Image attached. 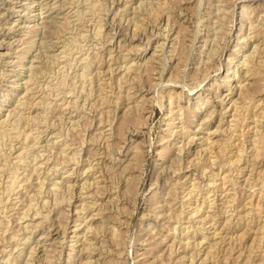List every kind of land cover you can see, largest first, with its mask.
<instances>
[{
    "label": "rangeland",
    "instance_id": "1",
    "mask_svg": "<svg viewBox=\"0 0 264 264\" xmlns=\"http://www.w3.org/2000/svg\"><path fill=\"white\" fill-rule=\"evenodd\" d=\"M263 30L264 0H0V121L18 113L0 122V264H264V155L254 152L264 138L262 58L246 88L257 107L245 122L230 115L254 81L242 77L244 54L264 47ZM227 69L240 82L227 86ZM197 94L207 101L196 105ZM15 125L19 134H6Z\"/></svg>",
    "mask_w": 264,
    "mask_h": 264
},
{
    "label": "bare ground",
    "instance_id": "2",
    "mask_svg": "<svg viewBox=\"0 0 264 264\" xmlns=\"http://www.w3.org/2000/svg\"><path fill=\"white\" fill-rule=\"evenodd\" d=\"M9 1H10V0H9ZM96 1H97V0H96ZM200 1H201V0H200ZM208 1H209V3L211 2V0H208ZM215 1H216V0H215ZM1 2H2V1H1ZM71 2H72V0H71ZM139 2H140V1H139ZM19 3H20V2H19ZM42 3H43V2H42ZM51 3H52V2H51ZM73 3H74V2H73ZM212 3H213V2H212ZM260 3H261V2H260ZM111 4H112V3H111ZM139 4H140V3H139ZM141 4H143V3H141ZM141 4H140V5H141ZM207 4H208V3H207ZM217 4H218V3H217ZM220 4L222 5V4H224V3H220ZM220 4H219V5H220ZM29 5H31V4H29ZM44 5H45V4H44ZM140 5H139V6H140ZM242 5H243V4H242ZM91 6H92V5H91ZM94 6H95V3H94ZM125 6H126V5H125ZM200 6H201V5H200ZM9 7H10V6H9ZM9 7H8V8H9ZM64 7H65V5H64ZM67 7H68V6H67ZM123 7H124V5L122 6V8H123ZM149 7H150V4H149ZM207 7H208V6H207ZM222 7H224V6H222ZM242 7H243V6H242ZM245 7H246V6H245ZM255 7H256V6H255ZM39 8H40V6H39ZM127 8H128V7H127ZM209 8H210V7H209ZM211 8H212V7H211ZM220 8H221V7H220ZM243 8H244V7H243ZM59 9H60V8H59ZM117 9H119V8H117ZM222 9H224V8H222ZM253 9H254V8H253ZM146 10H147V9H146ZM209 10H210V9H209ZM57 11H58V10H56V12H57ZM206 11H207V10H206ZM211 11H212V10H211ZM219 11H220V9H219ZM225 11H226V9H225ZM232 11H233V10H232ZM240 11H241V10H240ZM240 11H239V12H240ZM242 11H243V10H242ZM246 11H248V10L246 9ZM25 12H26V11H25ZM38 12H39V11H38ZM216 12H217V11H216ZM250 12H251V11H250ZM250 12H249V13H250ZM75 13H76V12H75ZM145 13H146V12H145ZM208 13H209V12H208ZM221 13H222V11H221ZM229 14H230V12H229ZM241 14H242V13L240 12V15H241ZM254 14H255V13H254ZM207 15H208V14H207ZM212 15H213V13H212ZM262 15H263V14H262ZM209 16H210V15H209ZM222 16H223V14H222ZM243 16H244V15H243ZM250 16H251V15H250ZM51 17H52V16H51ZM63 17H64V16H63ZM65 17H66V16H65ZM206 17H208V16H206ZM224 17H225V16H224ZM240 17H241V16H240ZM260 17H261V16H260ZM76 18H78V17H76ZM216 18H217V17H216ZM216 18H215V19H216ZM218 18H219V17H218ZM222 18H223V17H222ZM247 18H248V17H247ZM250 18H251V17H250ZM53 19H54V18H53ZM198 19H199V18H198ZM213 19H214V18H213ZM215 19H214V20H215ZM241 19H242V18H241ZM51 20H52V19H51ZM208 20H209V19H208ZM66 21H67V20H66ZM218 21H219V20H218ZM238 21H239V20H238ZM241 21H242V20H241ZM251 21H252V20H251ZM251 21H250V22H251ZM198 22H199V21H198ZM208 22H210V21H208ZM212 22H213V21H212ZM215 22H216V21H215ZM222 22H223V21H222ZM239 22H240V21H239ZM243 22H244V21H243ZM250 22H249V23H250ZM67 23H68V22H67ZM165 23H166V22H165ZM219 23H220V22H219ZM254 23H255V22H254ZM254 23H253V24H254ZM258 23H259V22H258ZM258 23H257V24H258ZM61 24H62V23H61ZM222 24H223V23H222ZM242 24H243V23H240V27L238 28V31H237V32H240V31L242 30ZM253 24H252V25H253ZM1 25H2V24H1ZM47 25H48V24H47ZM53 25H54V24H53ZM62 25H63V24H62ZM65 25H66V24H65ZM207 25H208V24H207ZM58 26H59V25H58ZM97 26H98V25H97ZM107 26H108V25H107ZM171 26H172V25H171ZM222 26H223V25H222ZM249 26H250V25H249ZM32 27H34V26L32 25ZM32 27H30V29H31ZM45 27H46V26H45ZM60 27H61V26H60ZM99 27H100V26H99ZM158 27H160V26H158ZM254 27H256V26H254ZM254 27L250 26L249 29H251V31H250V30H249V31H250V32H255V28H254ZM108 28H109V27H108ZM112 28H113V27H112ZM153 28H154V27H153ZM219 28H220V27H219ZM49 29H50V28H49ZM54 29H55V28H54ZM97 29H98V28H97ZM151 29H152V28H151ZM256 29H257V28H256ZM260 29H261V28H260ZM51 30H52V29H51ZM161 30H162V29H161ZM169 30H170V29H169ZM207 30H208V29H207ZM211 30H212V29H211ZM218 30H219V29H218ZM6 31H7V30H6ZM31 31H32V30H31ZM63 31H65V30H63ZM97 31H99V30H97ZM105 31H106V30H105ZM155 31H156V30H155ZM214 31H215V30H214ZM263 31H264V30H263ZM47 32H48V31H47ZM49 32H50V31H49ZM51 32H52V31H51ZM99 32H101V29H100ZM149 32H150V31H149ZM205 32H206V30H205ZM208 32H209V31H208ZM219 32H220V31H219ZM250 32H248V33L245 34V35H244V34H243V35L240 34V36H241L240 38H242V39H239V40L237 39L238 41L236 40V44H235V45H236V46L238 45L239 48H242L244 45H247V43H249V40L251 39L250 37H254V35H251V36H250ZM28 33H29V32H28ZM177 33H179V32H177ZM209 33H210V32H209ZM217 33H218V32H217ZM255 33H256V32H255ZM58 34H59V36H60V33H58ZM107 34H108V33H107ZM152 34H153V33H152ZM158 34H159V33H158ZM162 34H163V33H162ZM164 34H165V33H164ZM46 35H47V34H46ZM52 35L54 36V34H52ZM99 35H101V34L99 33ZM56 36H57V35H56ZM56 36H55V37H56ZM213 36H214V35H213ZM263 36H264V33H263ZM192 37H193V36H192ZM216 37H217V36H216ZM164 38H165V37H164ZM214 38H215V37H214ZM235 38H238V37L236 36ZM17 39H18V38H17ZM116 39H117V38H116ZM143 39H144V38H143ZM147 39H148V38H147ZM177 39H178V38H177ZM210 39H211V38H210ZM212 39H213V38H212ZM222 39H223V38H222ZM257 39H258V38H257ZM191 40H193V39H191ZM206 40H207V39H206ZM19 41H20V40H19ZM180 41H181V39H180ZM203 41H204V40H203ZM176 42H177V41H176ZM205 42H206V41H205ZM205 42H204V43H205ZM219 42H220V41H219ZM258 42H259V41H258ZM1 43H2V42H1ZM190 43H191V42H190ZM206 43H207V42H206ZM211 43H212V42H211ZM259 43H260V42H259ZM145 44H146V43H145ZM158 44H159V43H158ZM124 45H125V44H124ZM206 45H207V44H206ZM235 45H234V46H235ZM175 46H176V44H175ZM175 46H174V47H175ZM120 47H121V46H120ZM174 47H173V48H174ZM202 47H203V46H202ZM209 47H210V46H209ZM128 48H129V47H128ZM171 48H172V46H171ZM234 48H235V47H234ZM130 50H132V48H130ZM173 50H175V48H174ZM176 50H177V49H176ZM237 50H239V49H237ZM241 50H242V49H241ZM24 52H25V51H24ZM129 52H130V51H129ZM153 52H154V51H153ZM200 52H202V51H200ZM210 52H211V51H210ZM125 53H126V52H125ZM215 53H216V52H215ZM151 54H152V53H151ZM229 54H231V53H229ZM20 55H21V54H20ZM20 55H19V56H20ZM109 55H110V54H109ZM208 55H210V54H208ZM211 55H212V54H211ZM127 56H128V55H127ZM149 56L151 57L152 55H149ZM205 56H207V55H205ZM212 56H213V55H212ZM231 56H232V57L235 56V52L232 53ZM20 57H21V56H20ZM22 57H23V56H22ZM122 57H123V56H122ZM125 57H126V56H125ZM208 57H209V56H208ZM210 57H211V56H210ZM213 57H214V56H213ZM228 57H229V56H228ZM237 57H238V56H237ZM33 58H34V57H33ZM37 58H38V57H37ZM163 58H164V57H163ZM244 58H245V59H244L243 63H244V65H246V70H245V72H244V74H243L242 77H245V79H246V78H251V79H252V78L254 77V78H253L254 81L252 80V82L248 83L246 86H245V85L243 86V87H244L243 89H244L245 92H246V90L248 89V87H249L250 85L254 86V85H253L254 83L257 84V82H256L257 80H255V79H256L255 76H257V75H256V66H255V65L257 64V63H256V58H262V60H261V59H258V61L261 60L262 63L264 62V47H260L258 44H255V45L253 46L252 50H251L249 53L244 54ZM21 59H23V58H21ZM116 59H117V58H116ZM199 59H200V58H199ZM206 59H207V57H206ZM206 59H205V60H206ZM209 59H210V58H209ZM209 59H208V60H209ZM30 60H32V59H30ZM121 60H122V58H121ZM208 60H206V61L208 62ZM212 60H213V59H212ZM242 60H243V58H242ZM115 61H116V60H115ZM199 61H200V60H199ZM232 61H233V59H232ZM78 62H79V61H78ZM207 62H205V64H206ZM228 62H229V61H228ZM13 63H14V62H13ZM212 63H213V62H212ZM230 63H231V62H230ZM258 63H259V62H258ZM135 64H136V63H135ZM208 64H209V63H208ZM210 64H211V63H210ZM213 64H214V63H213ZM213 64H212V65H213ZM247 64H248V66H247ZM122 65H123V64H122ZM203 65H204V64H203ZM227 65H228V64H227ZM261 65H262V64H261ZM33 66H34V65H33ZM110 66H111V65H110ZM130 66H131V65H130ZM162 66H163V65H162ZM197 66H198V65H197ZM207 66H208V65H206V67H207ZM214 66H215V65H214ZM216 66H217V65H216ZM234 66H235V65H234ZM35 67L37 68L38 66L35 65ZM119 67H120V66H118V68H119ZM121 67H122V66H121ZM128 67H129V66H128ZM163 67H164V66H163ZM244 67H245V66H244ZM29 68H30V67H29ZM74 68H75V67H74ZM118 68H117V69H118ZM130 68H131V67H130ZM198 68H199V67H198ZM200 68H201V66H200ZM204 68H205V67H204ZM216 68H217V67H216ZM37 69H38V68H37ZM196 69H197V68H196ZM205 69H206V68H205ZM214 69H215V68H214ZM201 70H202V68H201ZM207 70H208V67H207ZM0 71H1V70H0ZM96 71H97V70H96ZM125 71H126V70H125ZM202 71H203V70H202ZM2 72H3V71H2ZM38 72H39V70H38ZM100 72H101V71H100ZM104 72H105V71H104ZM104 72H103V73H104ZM126 72H129V71H126ZM32 73H33V71H32ZM109 73H110V71H109ZM202 73H204V71H203ZM205 73H206V71H205ZM205 73H204V74H205ZM235 73H236V71H235ZM235 73H233V71L229 72V69H227V71H226V73L224 74V76L222 75V76L226 79V81H227V82H226V83H227V86H228V83H229V82H233L234 85L237 84L238 82H240V79L238 78V75L236 76ZM258 73H259V72H258ZM1 74H2V73H1ZM83 74H84V73H83ZM158 74H159V73H158ZM81 75H82V73H81ZM3 76H4V75H3ZM37 76H38V75H37ZM39 76H40V75H39ZM82 76H83V75H82ZM203 76H204V75H203ZM207 76H208V75H207ZM83 77H84V76H83ZM258 77H259V76H258ZM132 78H133V77H132ZM259 78H260V82H261L262 79H261V77H259ZM28 79H29V78H28ZM28 79H27V80H28ZM160 79H161V78H160ZM199 79H200V78H199ZM36 81H37V80H36ZM242 81H243V80H242ZM15 82H16V81H15ZM33 82H34V81H33ZM197 82H198V81H197ZM246 82H247V79H246ZM258 82H259V81H258ZM260 82H259V83H260ZM262 82H263V81H262ZM262 82H261V83H262ZM23 83H26V82H23ZM226 83H225V84H226ZM243 83H244V81H243ZM243 83H242V84H243ZM15 84H16V83H15ZM240 84H241V83H240ZM240 84H238V85H239V86H242V84H241V85H240ZM256 84H255V85H256ZM23 85H24V84H23ZM41 85H42V84H41ZM63 85H64V84H63ZM195 85H196V84H195ZM231 85H232V84H231ZM231 85H229V86H231ZM47 86H48V85H47ZM25 87H26V86H25ZM44 87H45V85H44ZM57 87H58V86H57ZM129 87H130V86H129ZM185 87H186V86H185ZM207 87H208V86H207ZM59 88H60V87H59ZM237 88H238V87H237ZM246 88H247V89H246ZM53 89H54V88H53ZM127 89H128V88H127ZM129 89H130V88H129ZM191 89H192V88H191ZM239 89H240V88H239ZM243 89H242V91H243ZM14 90H16V89H14ZM23 90H24V89H23ZM26 90H27V89H26ZM30 90H31V89H30ZM35 90H36V89H35ZM257 90H259V89H257ZM32 91H33V90H32ZM42 91H43V90H42ZM139 91H140V90H139ZM261 91H262V90H261ZM24 92H25V91H24ZM38 92H39V91H38ZM70 92L72 93L73 91H70ZM70 92H69V93H70ZM127 92H128V91H127ZM133 92H134V91H133ZM245 92H244V91L241 92V94H240V95H241V96H240L241 100H240V98H238L239 95H238V97H237V99L240 100V104H237V101H234V100H236V99H234L233 101H231V102H234V103H233V109H234V111H232V112L230 113V115L232 114L231 117L234 116L233 119H237V118H238L237 115H239L240 117L238 118V120H242V122H245V121L247 120V118L249 117V113H250V111H251L256 105H258V104H257V101L254 100L252 97H250V95L248 96L247 92H246V93H245ZM27 93H29V90H28V92H26V94H25V93H24V94L28 96ZM67 93H68V92H67ZM78 93H79V92H78ZM135 93H136V92H135ZM215 93H216V92H215ZM74 94H75V93H74ZM213 94H214V93H213ZM217 94H218V93H217ZM217 94H216V95H217ZM132 95H133V94H132ZM201 95H202V94H197V100H195V104H196V105H197V103H198L199 100L207 101V99H205V97H202ZM203 95H204V94H203ZM216 95H215V96H216ZM33 96H34V95H33ZM45 96H46V95H45ZM55 96H57V95H55ZM74 96H75V95H74ZM76 96H77V95H76ZM88 96H89V94H88ZM126 96H127V95H126ZM135 96H136V95H135ZM143 96H144V95H143ZM217 96H218V95H217ZM23 97H24V96H23ZM120 97H122V96H120ZM146 97H147V96H146ZM76 98H77V97H76ZM147 98H148V97H147ZM147 98H146V99H147ZM203 98H204L205 100H204ZM215 98H217V97H215ZM23 99H26V97L23 98ZM83 99H86V98H83ZM117 99H118V98H117ZM46 100H47V99H46ZM77 100H78V99H77ZM107 100H108V99H107ZM109 100H110V99H109ZM20 101H21V100H20ZM26 101H27V100H26ZM26 101H25V100H24V101L22 100V101L20 102V105L18 104L19 109H20V107H24L25 105H27V102H26ZM38 101H39V100H38ZM54 101H55V100H54ZM67 101H69V100H67ZM73 101H74V100H73ZM171 101H172V100H171ZM203 101H201V103H203ZM34 102H35V101H34ZM46 102H48V100H47ZM69 102H70V101H69ZM108 102H109V101H108ZM115 102H116V100H115ZM231 102H229V104H230ZM259 102H260V101H259ZM263 102H264V101H263ZM263 102H262V103H263ZM32 103H33V102H32ZM44 103H45V102H44ZM70 103H71V102H70ZM82 103H83V102H82ZM171 103H172V102H171ZM30 104H31V103H30ZM58 104H59V103H58ZM108 104H109V103H108ZM114 104H115V103H114ZM15 105H16V104H15ZM33 105H34V104H33ZM39 105H40V104H39ZM44 105H45V104H44ZM67 105H68V104H66V106H67ZM71 105H72V104H71ZM76 105H77V104H76ZM116 105H117V104H116ZM64 106H65V105H64ZM229 106H230V105H229ZM231 106H232V105H231ZM260 106H261V105H260ZM48 107H49V106H48ZM54 107H55V106H54ZM227 107H228V106H227ZM227 107L225 108V110L227 109ZM256 107H257V106H256ZM13 108H14V107H13ZM27 108H28V107H27ZM65 108H66V107H65ZM73 108H74V107H73ZM231 108H232V107H231ZM259 108H260V107H259ZM8 109H9V108H8ZM194 109H195V108H194ZM210 109H211V107H210ZM228 109H229V108H228ZM11 110H12V111H8V110H7L8 112H7L6 115H5L6 117H5L4 119H2V121H0V122H2V124H4L5 122H7V120H9V119H8L9 116H10V117H13L14 112L17 113V110H15V109H11ZM45 110H46V109H45ZM254 110H255V109H254ZM49 111H50V110H49ZM52 111H54V110L52 109ZM195 111H197V110H195ZM21 112H22V111H21ZM227 112H228V111H227ZM233 112H234V114H233ZM262 112H263V111H262ZM19 113H20V112H19ZM25 113H26V112H25ZM17 114H18V113H17ZM17 114H16V117H17ZM22 114H23V113H22ZM35 114H36V113H35ZM42 114H43V113H42ZM46 114H47V113H46ZM48 114H49V113H48ZM194 114H195V113L193 112L192 115H194ZM220 114H221V113H220ZM223 114H225V113H223ZM38 115H39V114H38ZM250 115H251V114H250ZM254 115H255V114H254ZM254 115H253V116H254ZM260 115H261V114H260ZM21 116H22V115H21ZM31 116H32V115H31ZM57 116H58V115H57ZM18 117H19V115H18ZM18 117H17V118H18ZM35 117H36V116H35ZM204 117H205V116H204ZM204 117H203V118H204ZM223 117H224V116H223ZM231 117H230V118H231ZM236 117H237V118H236ZM259 117H260V116H259ZM29 118H30V117H29ZM57 118H58V117H57ZM61 118H62V117H61ZM221 118H222V117H221ZM230 118H229V119H230ZM240 118H241V119H240ZM253 118H254V117H253ZM13 119H14V118H13ZM15 119H16V118H15ZM15 119L13 120V121H14V122H13L14 124H15V121L17 122V120H15ZM43 119H44V118H43ZM46 119H47V118H46ZM171 119H172V118H171ZM191 119H192V118H191ZM193 119H195V118L193 117ZM248 119H250V118H248ZM259 119H260V118H259ZM18 120H19V119H18ZM38 120H39V119H38ZM58 120H59V119H58ZM204 120H205V119H204ZM238 120H235L234 122H236V121H238ZM244 120H245V121H244ZM23 121H24V120H23ZM41 121H42V119H41ZM60 121H61V120H60ZM65 121H66V119H65ZM70 121H71V120H70ZM188 121H189V120H188ZM201 121H202V120H201ZM256 121H257V120H256ZM259 121H260V120H259ZM10 122L12 123V121H10ZM47 122H48V121H47ZM167 122H168V121H167ZM171 122H172V121H171ZM193 122H194V121H193ZM248 122H249V121H248ZM254 122H255V120H254ZM41 123H42V122H41ZM52 123H53V122H52ZM60 123H61V122H60ZM72 123H73V122H72ZM182 123H183V122H182ZM189 123H190V122H189ZM201 123H203V122H201ZM219 123H220V122H219ZM228 123H229V122H228ZM0 124H1V123H0ZM49 124H50V123H49ZM49 124H48V125H49ZM64 124H65V123H64ZM73 124H74V123H73ZM73 124H72V125H73ZM187 124H188V123H187ZM193 124H194V123H193ZM234 124H235V123H234ZM244 124H245V123H244ZM12 125H13V124H12ZM18 125H19V123H18ZM69 125H70V124H69ZM169 125H170V124H169ZM174 125H175V124H174ZM180 125H181V124H180ZM180 125H179V126H180ZM228 125H230V124H228ZM250 125H251V124H250ZM2 126H3V125H2ZM5 126H6V124H5ZM5 126H4V127H5ZM15 126H16V125H15ZM65 126H66V125H65ZM177 126H178V125H177ZM198 126H199V125H198ZM11 127H12V126H11ZM30 127H31V126H30ZM70 127H71V126H70ZM74 127H75V126H74ZM166 127H167V126H166ZM237 127H238V126H237ZM9 128H10V127H9ZM16 128H18V126H16V127L13 126L11 129L8 130V131H9L8 133H6L7 131H6L5 133H6V134H9V133H13V132H15V133H14L15 135H16V134H19V133H16V130H18L19 128H18V129H16ZM62 128H63V127H62ZM71 128H73V127H71ZM75 128H76V127H75ZM176 128H177V127H176ZM201 128H202V127H201ZM253 128H254V127H253ZM0 129H4V128H0ZM6 129H8V128H6ZM20 129H21V128H20ZM41 129H42V128H41ZM59 129H60V126H59ZM68 129H69V128H68ZM226 129H227V128H226ZM234 129H235V128H234ZM4 130H5V129H4ZM4 130H3V132H4ZM28 130H29V129H28ZM44 130H45V128H44ZM64 130H65V129H64ZM66 130H67V129H66ZM66 130H65V131H66ZM182 130H184V129H182ZM197 130H198V129H197ZM216 130H217V129H216ZM224 130H225V129H224ZM224 130H223V131H224ZM228 130H229V129H228ZM231 130H232V129H231ZM243 130H244V129H243ZM20 131H21V130H20ZM26 131H27V130H26ZM38 131H39V130H38ZM214 131H215V130H213L212 132H214ZM233 131H234V130H233ZM241 131H242V130H241ZM244 131H245V130H244ZM17 132H18V131H17ZM27 132H28V131H27ZM66 132H67V131H66ZM69 132H70V131H69ZM142 132H143V131H142ZM220 132H221V130H220ZM226 132H227V131H226ZM256 132H258V131H256ZM261 132H262V131H261ZM263 132H264V130H263ZM29 133H30V132H29ZM60 133H61V132H60ZM177 133H178V132H177ZM218 133H219V132H218ZM230 133H231V131H230ZM232 133H233V132H232ZM234 133H235V132H234ZM259 133H260V132H259ZM14 134H13V135H14ZM30 134H31V133H30ZM30 134H29V135H30ZM50 134H51V133H50ZM61 134H63V133H61ZM64 134H65V132H64ZM167 134H169V133H167ZM224 134H225V133H224ZM263 134H264V133H263ZM25 135H28V134L25 133ZM29 135H28V136H29ZM36 135H37V134H36ZM39 135H40V134H39ZM179 135H180V134H179ZM243 135H244V134H243ZM7 136H8V135H7ZM10 136H11V135H10ZM33 136H34V135H33ZM55 136H56V135H55ZM55 136H54V137H55ZM210 136H211V135H210ZM229 136H230V135H229ZM233 136H234V135H233ZM257 136H258V137H257ZM14 137H15V136H14ZM25 137H26V140H27V136H25ZM25 137H24V138H25ZM51 137H52V136H51ZM160 137H161V136H160ZM167 137H168V136H167ZM190 137H191V136H190ZM198 137H199V136H198ZM241 137H242V136H241ZM262 137H263V136H260V134H259V135H256V138H257L256 142H257V143H254V144H255V149H254V152H255V158H257L258 156H263V155H264V144H263V139H264V138H262ZM36 138H37V137H36ZM161 138H162V137H161ZM163 138H164V137H163ZM163 138H162V139H163ZM191 138H192V137H191ZM206 138H207V137H206ZM210 138H211V137H210ZM230 138H231V137H229V139H230ZM70 139H71V138H70ZM70 139H69V140H70ZM73 139H74V138H72V140H73ZM192 139H193V138H192ZM198 139H199V138H198ZM201 139H202V138H201ZM252 139H253V137H252ZM34 140H36V139H34ZM182 140H183V139H182ZM187 140H188V138H187ZM203 140H204V139H203ZM207 140H208V139H207ZM28 141H29V140H28ZM73 141H74V140H73ZM166 141H167V140H166ZM217 141H218V140H217ZM18 142H19V141H18ZM32 142H33V141H32ZM32 142H31V143H32ZM66 142H67V141H66ZM69 142H71V141H69ZM180 142H181V141H180ZM229 142H230V141H229ZM232 142H233V141H232ZM236 142H237V141H236ZM208 143H209V142H208ZM208 143H207V144H208ZM210 143H211V142H210ZM234 143H235V142H234ZM223 144H224V143H223ZM223 144H221V146H222ZM230 144H231V143H230ZM251 144H252V143H251ZM17 145H18V144H17ZM36 145H37V144H36ZM63 145H64V144H63ZM180 145H181V143H180ZM225 145H227V144L225 143ZM232 145H233V144H232ZM22 146H23V145H21V147H22ZM70 146H71V145H70ZM132 146H133V145H132ZM134 146H135V145H134ZM171 146H172V145H171ZM211 146H212V145H211ZM211 146H210V147H211ZM221 146L219 145V147H221ZM223 146H224V145H223ZM223 146H222V147H223ZM11 147H12V146H11ZM16 147H17V146H16ZM26 147H27V146H26ZM44 147H46V146H44ZM44 147H43V148H44ZM63 147H65V145H64ZM66 147H67V146H66ZM130 147H131V146H130ZM180 147H181V146H180ZM208 147H209V144H208ZM210 147H209V148H210ZM219 147H218V148H219ZM222 147H221V148H222ZM224 147H225V146H224ZM22 148H23V147H22ZM50 148H51V147H50ZM131 148H132V147H131ZM131 148H130V149H131ZM211 148H212V147H211ZM11 149H12V148H11ZM127 149H128V148H127ZM163 149H164V148H163ZM186 149H188V148H186ZM196 149H197V148H196ZM223 149H224V148H222V150H223ZM50 150H51V149H50ZM50 150H48V151H50ZM72 150H73V149H72ZM75 150H76V149H75ZM159 150H160V149H159ZM159 150H158V151H159ZM164 150H165V149H164ZM168 150H170V149H168ZM168 150L166 149V151H168ZM197 150H198V149H197ZM222 150H221V151H222ZM20 151H21V149H20ZM52 151H53V150H52ZM128 151H129V150H128ZM134 151H135V150H134ZM166 151H165V153H166ZM188 151H189V150H188ZM195 151H196V150H195ZM23 152H24V151H23ZM59 152H60V150H59ZM62 152H64V151H62ZM62 152H61V153H62ZM75 152H76V151H75ZM75 152H74V153H75ZM118 152H119V151H118ZM124 152H125V151H124ZM136 152H137V151H136ZM176 152H178V148H177ZM218 152H219V151H217V153H218ZM234 152H235V151H234ZM41 153H42V152H41ZM54 153H55V152H54ZM87 153H88V152H87ZM87 153H86V154H87ZM95 153H96V152H95ZM133 153H134V152H133ZM133 153H132V154H133ZM159 153H160V152H159ZM167 153H169V152H167ZM188 153H189V152H188ZM226 153H227V152H226ZM228 153H229V152H228ZM232 153H233V152H232ZM238 153H239V152H238ZM2 154H3V153H2ZM4 154H5V153H4ZM15 154H17V153L15 152ZM31 154H32V153H31ZM39 154H40V153H39ZM58 154H60V153H58ZM58 154H57V155H58ZM72 154H73V153H72ZM156 154H157V153H156ZM162 154H163V152H162ZM162 154H160V155H162ZM178 154H179V153H178ZM178 154H177V155H178ZM194 154H195V152H194ZM197 154H198V153H197ZM234 154H235V153H234ZM19 155H20V154H19ZM57 155H56V156H57ZM88 155H90V154L88 153ZM94 155H95V154H94ZM137 155H138V154H137ZM137 155H135V154L132 155V159H133V156H137ZM217 155H218V154H217ZM221 155H222V154H221ZM0 156H1V155H0ZM5 156H6V155H5ZM7 156H8V155H7ZM17 156H18V155H17ZM84 156H85V155H84ZM90 156H91V155H90ZM110 156H111V155H110ZM163 156H165V154H164ZM199 156H200V155H199ZM219 156H220V155H219ZM235 156H236V155H235ZM235 156H233V157H235ZM3 157H4V156H3ZM13 157H14V156H13ZM13 157H12V158H13ZM42 157H43V156H42ZM52 157H53V156H52ZM78 157H79V155H78ZM85 157H86V156H85ZM87 157H88V156H87ZM180 157H181V156H180ZM223 157H224V156H223ZM39 158H40V157H39ZM81 158H82V157H81ZM135 158H136V157H135ZM175 158H176V157H175ZM175 158H174V159H175ZM189 158H191V157H189ZM206 158H207V157H206ZM10 159H11V158H10ZM33 159H34V158H33ZM70 159H71V158H70ZM96 159H97V158H96ZM110 159H111V158H110ZM128 159H129V158H128ZM136 159H137V158H136ZM136 159H135V160H136ZM166 159H167V158H166ZM181 159H182V158H181ZM192 159H193V158H192ZM209 159H210V157H209ZM213 159H214V158H213ZM235 159H236V158H235ZM8 160H9V159H8ZM14 160H15V159H14ZM46 160H48V159H46ZM73 160H74V158H73ZM98 160H99V159H98ZM114 160H116V159H114ZM178 160H179V159H178ZM196 160H197V159H196ZM206 160H207V159H206ZM1 161H2V160H1ZM42 161H43V160H42ZM53 161H54V160H53ZM63 161H64V160H63ZM68 161H69V160H68ZM120 161H121V160H120ZM174 161H175V160H174ZM186 161H188V160H186ZM207 161H208V160H207ZM6 162H7V160H6ZM18 162H19V161H18ZM40 162H41V161H40ZM44 162H45V161H44ZM46 162H47V161H46ZM56 162H57V161H56ZM72 162H73V161H72ZM75 162H76V161H75ZM93 162H94V161H93ZM93 162H92V163H93ZM96 162H97V161H96ZM98 162H99V161H98ZM129 162H130V161H129ZM178 162H180V161H178ZM220 162H221V161H220ZM228 162H229V161H228ZM19 163H20V162H19ZM92 163H91V164H92ZM131 163H132V162H131ZM169 163H170V162H169ZM190 163H191V160H190ZM190 163H189V164H190ZM197 163H198V162H197ZM21 164H22V163H21ZM39 164H40V163H39ZM126 164H127V163H126ZM181 164H182V163H181ZM193 164H194V163H193ZM202 164H203V163H202ZM219 164H221V163H219ZM3 165H4V164H3ZM12 165H13V164H12ZM29 165H30V164H29ZM40 165H41V164H40ZM45 165H46V164H45ZM156 165H157V164H156ZM194 165H195V164H194ZM200 165H201V164H200ZM5 166H6V165H5ZM21 166H22V165H21ZM33 166H34V165H33ZM35 166H36V165H35ZM65 166H66V165H65ZM112 166H113V165H112ZM169 166H170V165H169ZM191 166H192V164H191ZM9 167H10V166H9ZM9 167H8V168H9ZM14 167H15V166H14ZM17 167H18V166H17ZM49 167H50V166H49ZM92 167H93V166H92ZM95 167H96V166H95ZM162 167H163V166H162ZM223 167H224V164H223ZM253 167H254V166H253ZM10 168H11V167H10ZM36 168H37V167H36ZM51 168H52V167H51ZM89 168H90V167H89ZM113 168H114V167H113ZM39 169H40V168H39ZM85 169H87V167H86ZM99 169H100V168H99ZM106 169H107V168H106ZM125 169H126V167H125ZM163 169H164V168H163ZM195 169H196V168H195ZM204 169H205V168H204ZM228 169H229V168H228ZM251 169H252V168H251ZM2 170H4V169H2ZM16 170H18V169H16ZM34 170H35V169H34ZM70 170H71V169H70ZM107 170H109V169H107ZM180 170H181V169H180ZM205 170H206V169H205ZM17 172H18V171H17ZM29 172H30V171H29ZM47 172H48V171H47ZM53 172H54V171H53ZM62 172H63V171H62ZM69 172H70V171H69ZM83 172H84V171H83ZM89 172H90V171H89ZM190 172H191V171H190ZM202 172H203V171H202ZM224 172H225V171H224ZM11 173H12V172H11ZM39 173H40V172H39ZM45 173H46V172H45ZM200 173H201V172H200ZM1 174H2V173H1ZM1 174H0V176H1ZM30 174H31V173H30ZM33 174H34V173H33ZM208 174H209V173H208ZM222 174H223V173H222ZM28 175H29V174H28ZM39 175H40V174H39ZM66 175H67V174H66ZM103 175H104V174H103ZM198 175H199V174H198ZM201 175H202V174H201ZM223 175H224V174H223ZM7 176H8V175H7ZM11 176H12V175H11ZM15 176H16V175H15ZM23 176H24V175H23ZM101 176H102V175H101ZM202 176H203V175H202ZM216 176H217V175H216ZM219 176H220V175H219ZM5 177H6V176H5ZM28 177H29V176H28ZM33 177H35V176H33ZM36 177H37V176H36ZM46 177H47V176H46ZM67 177H68V176H67ZM77 177H78V176H77ZM209 177H210V176H209ZM15 178H16V177H15ZM69 178H70V177H69ZM221 178H222V177H221ZM232 178H233V177H232ZM7 179H8V178H7ZM26 179H27V178H26ZM30 179H31V178H30ZM35 179H36V178H35ZM111 179H112V178H111ZM175 179H176V178H175ZM17 180H18V178H17ZM37 180H38V179H37ZM42 180H43V179H42ZM126 180H127V179H126ZM154 180H155V179H154ZM230 180H231V179H230ZM11 181H12V179H11ZM14 181H15V180H14ZM25 181H26V180H25ZM34 181H35V180H34ZM34 181H33V182H34ZM38 181H39V180H38ZM64 181H65V180H64ZM198 181H199V180H198ZM221 181H223V180H221ZM224 181H225V180H224ZM0 182H1V180H0ZM12 182H13V181H12ZM23 182H24V181H23ZM92 182H93V181H92ZM175 182H177V181H175ZM188 182H189V181H188ZM196 182H197V181H196ZM213 182H214V181H213ZM244 182H245V181H244ZM246 182H247V180H246ZM17 183H18V182H17ZM20 183H22V182H20ZM36 183H37V182H36ZM38 183H39V182H38ZM43 183H44V182H43ZM54 183H57V181H56V180H55V182L53 181V184H54ZM62 183H63V182H62ZM89 183H90V182H89ZM97 183H98V182H97ZM225 183H226V182H225ZM231 183H232V182H231ZM8 184H9V183H8ZM14 184H15V183H14ZM39 184H40V183H39ZM50 184H51V183H50ZM53 184H52V185H53ZM70 184H71V183H70ZM83 184H85V183H83ZM87 184H88V183H87ZM93 184H94V183H93ZM152 184H153V183H152ZM176 184H177V183H176ZM209 184H210V182H209ZM234 184H235V182H234ZM10 185H11V183H10ZM12 185H13V184H12ZM12 185H11V187H12ZM52 185H51V186H52ZM55 185H57V184H55ZM55 185H54V186H55ZM63 185H64V184H63ZM67 185L70 186V187L73 186V185H69V184H67ZM94 185H95V184H94ZM174 185H175V184H174ZM215 185H216V184H215ZM221 185H222V184H221ZM223 185H224V184H223ZM15 186H16V185H15ZM27 186H28V185H27ZM37 186H39V185H37ZM54 186H53V187H54ZM85 186H86V184H85ZM88 186H89V184H88ZM96 186H97V185H96ZM101 186H102V185H101ZM150 186H151V185H150ZM193 186H194V185H193ZM197 186H198V185H197ZM203 186H204V185H203ZM205 186H206V185H205ZM17 187H18V186H17ZM22 187H23V186H22ZM58 187H60V186L58 185ZM58 187L56 186V188H58ZM86 187H87V186H86ZM86 187H85V188H86ZM89 187H90V186H89ZM93 187H94V186H93ZM98 187H99V186H98ZM180 187H181V186H180ZM184 187H185V186H183V188H184ZM214 187H215V186H214ZM8 188H9V187H8ZM40 188H41V187H40ZM54 188H55V187H54ZM67 188H68V187H66V191H68ZM81 188H83V187H81ZM95 188H96V187H95ZM101 188H102V187H101ZM183 188H182V189H183ZM4 189H5V188H4ZM9 189H10V188H9ZM45 189H46V188H45ZM51 189H52V188H51ZM72 189H73V188H72ZM98 189H99V188H98ZM191 189H192V188H191ZM221 189H222V188H221ZM11 190H12V189H11ZM15 190H16V189H15ZM31 190H33V188H32ZM91 190H92V189H91ZM95 190H96V189H95ZM192 190H193V189H192ZM195 190H196V189H195ZM210 190H211V189H210ZM213 190H214V189H213ZM48 191H49V190H48ZM58 191H59V190H58ZM82 191H83V189H82ZM92 191H93V190H92ZM97 191H98V190H97ZM110 191H111V190H110ZM187 191H188V190H187ZM208 191H209V190H208ZM225 191H226V190H225ZM230 191H231V190H230ZM5 192H6V191H5ZM11 192H12V191H11ZM11 192H10V193H11ZM33 192H34V191H33ZM49 192H50V191H49ZM54 192H55V191H54ZM71 192H72V191H71ZM94 192H95V191H94ZM188 192H189V191H188ZM240 192H241V191H240ZM88 193H90V192H88ZM98 193H99V192H98ZM189 193H190V192H189ZM234 193H235V192H234ZM27 194H29V193H27ZM72 194H73V193H72ZM95 194H96V193H95ZM205 194H206V193H205ZM221 194H223V193H221ZM228 194H229V193H228ZM12 195H13V194H12ZM53 195H54V194H53ZM65 195H66V194H65ZM85 195H88V194H85ZM98 195H99V194H98ZM101 195H102V194H101ZM188 195H189V194H188ZM191 195H192V194H191ZM197 195H198V194H197ZM197 195H196V196H197ZM47 196H49V195H47ZM80 196H81V195H80ZM229 196H230V195H229ZM0 197H1V196H0ZM2 197H3V196H2ZM11 197H12V196H11ZM14 197H15V196H14ZM31 197H32V196H31ZM51 197H52V196H51ZM54 197H55V195H54ZM57 197H58V196H57ZM111 197H112V196H111ZM111 197H110V198H111ZM114 197H115V196H114ZM187 197H188V196H187ZM7 198H8V196H7ZM76 198H78V197H76ZM183 198H184V197H183ZM214 198H215V197H214ZM250 198H252V196H251ZM43 199H44V198H43ZM54 199H55V198H54ZM54 199H53V200H54ZM66 199H67V198H66ZM66 199H65V200H66ZM69 199H70V198H69ZM106 199H107V198H106ZM118 199H119V198H118ZM232 199H233V198H232ZM2 200H3V199H2ZM25 200H26V199H25ZM51 200H52V199H51ZM230 200H231V199H230ZM4 201H6V199H5ZM46 201H47V200H46ZM227 201H228V200H227ZM238 201H239V200H238ZM249 201H250V200H249ZM109 202H110V201H109ZM117 202H118V201H117ZM219 202H220V201H219ZM0 203H2V202H0ZM43 203H44V202H43ZM43 203H42V204H43ZM47 203H48V201H47ZM104 203H105V202H104ZM209 203H210V202H209ZM28 204H29V203H28ZM81 204H82V203H81ZM85 204H88V203H85ZM85 204H84V205H85ZM180 204H181V203H180ZM180 204H179V205H180ZM225 204H227V203H225ZM243 204H244V203H243ZM246 204H247V203H246ZM250 204H251V203H250ZM29 205H30V204H29ZM45 205H46V203H45ZM94 205H95V204H94ZM97 205H98V204H97ZM186 205H187V204H186ZM200 205H202V204H200ZM210 205H211V204H210ZM221 205H222V204H221ZM8 206H9V205H8ZM18 206H19V205H18ZM24 206H25V205H24ZM26 206H27V205H26ZM41 206H43V205H41ZM56 206H57V204H56ZM56 206H54V207H56ZM61 206H62V205H61ZM86 206H87V205H86ZM88 206H89V204H88ZM189 206H190V205H189ZM191 206H192V205H191ZM208 206H209V205H208ZM245 206H246V205H245ZM4 207H5V206H4ZM15 207H16V206H15ZM28 207H29V206H28ZM81 207H82V206H81ZM24 208H25V207H24ZM24 208H23V209H24ZM49 208H50V207H49ZM49 208H48V209H49ZM73 208H74V207H73ZM84 208H86V207H84ZM97 208H98V207H97ZM181 208H182V207H181ZM210 208H211V207H210ZM210 208H209V209H210ZM218 208H219V207H218ZM223 208H224V207H223ZM241 208H242V207H241ZM8 209H9V207H8ZM26 209H27V208H26ZM26 209H24V210H26ZM35 209H37V208H35ZM43 209H44V208H43ZM192 209H194V207H193ZM197 209H198V211H200L198 207H197ZM213 209H214V208H213ZM234 209H235V207H234ZM30 210H31V209H30ZM80 210H81V209H80ZM99 210H100V209H99ZM248 210L250 211L251 209H248ZM51 211H52V210H51ZM60 211H61V210H60ZM75 211H76V210H75ZM100 211H101V210H100ZM196 211H197V210H195V214L197 215V212H198V211H197V212H196ZM249 211H247V212H249ZM25 212H26V211H25ZM57 212H58V211H57ZM61 212H62V211H61ZM179 212H181V211H179ZM244 212H245V211H244ZM20 213H21V212H20ZM35 213H36V212H35ZM44 213H45V212H44ZM157 213H158V212H157ZM167 213H170V214H171V212H167ZM167 213H165V215H166ZM201 213H202V212H201ZM206 213H207V212H206ZM241 213H242V212H241ZM250 213H251V211H250ZM23 214H24V212H23ZM75 214H76V213H75ZM161 214H163V213H161ZM170 214H169V215H170ZM181 214H182V213H181ZM183 214H184V213H183ZM191 214H192V213L190 212V215H191ZM193 214H194V212H193ZM193 214H192V215H193ZM238 214H239V213H238ZM244 214H246V213H244ZM21 215H22V214H21ZM21 215H20V216H21ZM34 215H35V214H34ZM46 215H47V214H46ZM46 215H45V216H46ZM143 215H144V214H143ZM154 215H155V214H154ZM178 215H180V214H178ZM205 215H206V214H205ZM216 215H218V214H216ZM31 216H32V215H31ZM45 216H44V217H45ZM163 216H164V215H163ZM187 216H188V213H187ZM203 216H204V215H203ZM203 216H200V214H198V217H200L201 219H205L206 217L204 218ZM25 217H26V216H25ZM107 217H109V216H107ZM156 217H159V215L156 216ZM173 217H174V219H175V214H174ZM173 217H172V218H173ZM184 217H185V216H184ZM227 217H228V216H227ZM227 217H226V218H227ZM166 218H168V217L166 216ZM181 218H182V217H181ZM195 218H197V217H195ZM195 218H194V219H195ZM210 218H211V217H210ZM212 218H213V217H212ZM226 218L224 219V221L229 222L228 220H226ZM240 218H241V217H240ZM22 219H23V218H22ZM50 219H51V218H50ZM104 219H105V218H104ZM156 219H157V218H156ZM156 219H155V220H156ZM185 219H186V218H185ZM189 219H190V218H189ZM189 219H188V220H189ZM197 219H199V218H197ZM197 219H196V220H197ZM201 219H200V220H201ZM1 220H2V219H1ZM17 220H18V219H17ZM40 220H41V219H40ZM42 220H43V219H42ZM51 220H52V219H51ZM162 220H163V219H162ZM168 220H169V219H168ZM181 220H182V219H181ZM211 220H212V219H211ZM215 220H217V218H216ZM73 221H74V220H73ZM39 222H40V221H39ZM39 222H38V223H39ZM213 222H214V221H213ZM227 222H226V224H227ZM248 222H249V221H248ZM24 223H25V222H24ZM27 223H28V222H27ZM30 223H31V222H30ZM38 223H37V225H38ZM73 223H74V222H73ZM76 223H77V222H76ZM188 223H189V222H188ZM224 223H225V222H224ZM238 223H239V222H238ZM25 224H26V223H25ZM28 224H29V223H28ZM44 224H45V223H44ZM111 224H112V223H111ZM118 224H119V223H118ZM206 224H208V222H207ZM214 224H215V225H214ZM214 224L211 222V225L216 226V222H215ZM221 224H222V223H221ZM229 224H230V223H229ZM9 225H10V224H9ZM9 225H8V226H9ZM37 225H36V226H37ZM42 225H43V224H42ZM80 225H81V224H80ZM80 225H79V226H80ZM247 225H248V224H247ZM5 226H7V225H5ZM19 226H20V225H19ZM28 226H29V225H28ZM52 226H53V225H52ZM59 226H60V224H59ZM77 226H78V225H77ZM84 226H85V225H84ZM106 226H107V225H106ZM111 226H112V225H111ZM111 226H110V227H111ZM163 226H164V224H163ZM26 227H27V226H26ZM34 227H35V226H34ZM46 227H47V226H46ZM112 227H113V226H112ZM161 227H162V226H161ZM191 227H192V226H191ZM224 227H225V226H224ZM5 228H6V227H5ZM51 228H52V227H51ZM62 228H63V227H62ZM113 228H115V227H113ZM246 228H247V227H246ZM18 229H20V228L18 227ZM39 229H40V228H39ZM54 229L56 230V228H54ZM91 229H92V227H91ZM213 229H215V227H214ZM1 230H2V229H1ZM10 230H11V229H10ZM15 230H16V229H15ZM20 230H21V229H20ZM22 230H23V229H22ZM22 230H21V231H22ZM26 230H27V229H26ZM55 230H54V231H55ZM89 230H90V226L87 224V225L85 226V232H87V231H89ZM194 230H195V229H194ZM215 230H216V229H215ZM215 230H214V231H215ZM235 230H236V229H235ZM246 230H247V229H246ZM8 231H9V230H8ZM16 231H17V230H16ZM60 231H61V230H60ZM72 231H73V230H72ZM216 231H218V230H216ZM0 232H1V231H0ZM4 232H5V231H4ZM52 232H53V231H52ZM56 232H57V231H56ZM56 232H55V233H56ZM75 232H77V231H75ZM75 232L73 231V233H75ZM110 232H111V234H112V231H110ZM113 232H117V231L114 229ZM261 232H262V230H261ZM57 233H58V232H57ZM57 233H56V234H57ZM173 233H175V232H173ZM196 233H197V232H196ZM214 233H215V232H213V234H214ZM253 233H254V231H253ZM2 234H3V233H2ZM41 234H42V233H41ZM63 234H64V233H62V235H63ZM163 234H164V233H163ZM261 234H262V233H261ZM21 235H22V234H21ZM27 235H28V234H27ZM47 235H48V234H47ZM54 235H55V234H54ZM113 235H114V234H113ZM182 235H183V234H182ZM214 235H215V234H214ZM42 236H43V235H42ZM204 236H205V235H203V237L201 236V239H203ZM220 236H221V235H220ZM220 236H219V237H220ZM224 236H225V235H224ZM226 236H227V235H226ZM259 236H260V235H259ZM263 236H264V235H263ZM30 237H31V236H30ZM74 237H75V236H74ZM111 237H112V236H111ZM173 237H174V236H173ZM173 237H172V238H173ZM182 237H183V236H182ZM222 237H223V235H222ZM261 237H262V236H261ZM6 238H7V237H6ZM24 238H25V237H24ZM32 238H33V237H32ZM96 238H97V237H96ZM223 238H224V237H223ZM223 238H222V239H223ZM255 238H257V237H255ZM12 239H13V238H12ZM27 239H28V238H27ZM44 239H45V237H44ZM85 239H86V238H85ZM174 239H175V238H174ZM184 239H185V238H184ZM228 239H230V238H228ZM35 240H36V239H35ZM58 240H59V239H58ZM83 240H84V239H83ZM99 240L101 241V239H99ZM258 240H259V238H258ZM6 241H7V240H6ZM23 241H24V240H23ZM56 241H57V240H56ZM84 241H85V240H84ZM84 241H83V242H84ZM89 241H90V240H89ZM93 241H94V240H93ZM102 241H103V239H102ZM204 241H206V240H204ZM1 242H2V241H1ZM39 242H40V241H39ZM39 242H38V243H39ZM48 242H49V241H48ZM160 242H161V241H160ZM186 242H187V241H186ZM188 242H189V241H188ZM200 242H203V240H202V241L200 240ZM200 242H198V243L200 244ZM206 242H207V241H206ZM213 242H214V241H213ZM259 242H260V241H259ZM22 243H23V242H22ZM49 243H50V242H49ZM51 243H52V242H51ZM87 243L90 244L88 241L85 242L86 245H88ZM100 243H101V242H100ZM198 243H195V244H194V242H193V245H196V244H198ZM215 243H216V241H215ZM9 244H10V243H9ZM52 244H53V243H52ZM92 244H93V243H92ZM92 244H90L91 247H92ZM183 244H184V243H183ZM187 244H188V243H187ZM187 244H186V245H187ZM37 245H39V244H37ZM90 245H88V246L90 247ZM94 245H95V244H94ZM102 245H103V244H102ZM170 245L172 246V244H170ZM170 245H169V246H170ZM189 245H190V244H189ZM193 245H191V246H193ZM203 245H204V244H203ZM262 245H263V244H262ZM6 246H7V245H6ZM21 246H22V244H21ZM154 246H155V248H156V245H154ZM171 246H170V249H171ZM184 246H185V245H184ZM187 246H188V245H187ZM207 246H208V245H207ZM214 246H215V245H214ZM214 246H213V247H214ZM16 247H17V246H16ZM35 247H36V246H35ZM43 248H44V247H43ZM45 248H46V246H45ZM48 248H50V247H48ZM85 248H87V247H85ZM210 248H211V247H210ZM3 249H4V248H3ZM13 249H14V248H13ZM30 249H31V248H30ZM52 249L54 250V247H53ZM170 249H169V250H170ZM205 249H207V248L205 247ZM211 249H212V248H211ZM215 249H216V248H215ZM215 249H214V250H215ZM32 250H34L33 247H32ZM32 250H30V251H32ZM40 250H41V249H40ZM69 250H70V249H69ZM82 250H83V248H82ZM84 250L86 251L87 249H84ZM88 250H89V249H88ZM91 250H92V248H91ZM94 250H95V249H94ZM97 250H98V249H97ZM104 250H105V249H104ZM201 250H202V249H201ZM203 250H204V249H203ZM0 251H1V249H0ZM6 251H7V250H6ZM26 251H27V250H26ZM35 251H36V250H34V252H35ZM89 251H90V250H89ZM120 251H121V250H120ZM145 251H146V250H145ZM187 251H188V250H187ZM211 251H212V250H210L209 252H211ZM24 252H25V251H24ZM27 252H28V251H27ZM39 252H40V251H39ZM52 252H53V251H52ZM72 252H73V250H72ZM79 252H80V251H79ZM90 252H92V251H90ZM105 252H106V251H105ZM114 252H115V251H114ZM117 252L119 253L118 250H117ZM191 252H192V251H191ZM205 252H207V251H205ZM31 253H32V252H31ZM44 253H45V252H44ZM88 253H89V252H88ZM118 253H117V254H118ZM207 253H208V252H207ZM48 254H49V253H48ZM68 254H69V253H68ZM104 254H105V253H104ZM146 254H147V253H146ZM152 254H153V253H152ZM205 254H206V253H205ZM216 254H217V253H216ZM248 254H249V253H248ZM30 255H31V254H30ZM46 255H47V254H46ZM100 255H101V254H100ZM106 255H107V254H106ZM142 255H143V253H142ZM144 255H145V254H144ZM180 255H181V254H180ZM194 255H195V254H194ZM25 256H26V255H25ZM28 256H29V254H28ZM41 256H42V255H41ZM67 256L69 257V255H67ZM110 256H111V255H110ZM117 256H118V255H117ZM119 256H120V255H119ZM206 256H207V255H206ZM9 257H10V256H9ZM16 257H17V256H16ZM16 257H15V258H16ZM26 257H27V256H26ZM47 257H49V256H47ZM71 257H72V256H71ZM71 257H70V258H71ZM181 257H182V256H181ZM181 257H180V258H181ZM211 257H212V256H211ZM18 258H19V257H18ZM32 258H33V257L31 256L30 259H32ZM87 258H88V256H87ZM180 258H178V259H180ZM208 258H209V257H208ZM7 259H8V258H7ZM13 259H14V258H13ZM28 259H29V258H28ZM46 259H47V258H46ZM48 259H49V258H48ZM50 259H51V258H50ZM50 259H49V260H50ZM85 259H86V258H85ZM93 259H94V258H93ZM173 259H174V258H173ZM175 259H176V258H175ZM190 259H191V258H190ZM206 259H207V258H206ZM225 259H227V258H225ZM5 260H6V259H5ZM17 260H19V259H17ZM38 260H39V259H38ZM38 260H37V261H38ZM88 260H89V259H88ZM88 260L86 259L87 262H88ZM94 260H95V259H94ZM117 260H118V259H117ZM141 260H142V259H141ZM180 260H181V259H180ZM204 260H205V259H204ZM212 260H213V259H212ZM24 261H25V260H24ZM27 261H28V260H27ZM81 261H82V260H81ZM81 261H80V262H81ZM86 261H85V262H86ZM89 261H90V263H91V260H89ZM108 261H109V259H108ZM112 261H113V260H111V262H112ZM181 261H182V260H181ZM25 262H26V261H25ZM31 262H32V261H31ZM49 262H50V261H49ZM67 262H68V261H67ZM67 262H66V263H67ZM85 262H84V260H83V264H86ZM109 262H110V261H109ZM111 262L108 263V264H113V263L116 262V261L114 260L113 263H111ZM117 262H118V261H117ZM117 262H116V263H117ZM139 262H140V261H139ZM182 262H183V261H182ZM11 263H12V262H11ZM26 263H27V262H26ZM26 263H25V264H26ZM28 263H29V262H28ZM43 263H44V262H43ZM47 263H48V262H47ZM68 263H69V262H68ZM73 263H74V262H73ZM92 263H93V261H92ZM106 263H107V262H106ZM180 263H181V262H180ZM197 263H199V262H197ZM224 263H225V261H224ZM32 264H33V263H32ZM39 264H40V263H39ZM44 264H45V263H44ZM69 264H70V263H69ZM79 264H80V263H79ZM81 264H82V262H81ZM141 264H142V263H141ZM190 264H191V263H190ZM245 264H246V262H245Z\"/></svg>",
    "mask_w": 264,
    "mask_h": 264
}]
</instances>
